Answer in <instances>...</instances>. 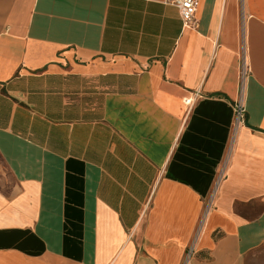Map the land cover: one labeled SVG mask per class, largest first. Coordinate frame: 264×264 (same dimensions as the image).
<instances>
[{
    "label": "crops",
    "instance_id": "obj_1",
    "mask_svg": "<svg viewBox=\"0 0 264 264\" xmlns=\"http://www.w3.org/2000/svg\"><path fill=\"white\" fill-rule=\"evenodd\" d=\"M197 19L0 0V264H246L264 244V0Z\"/></svg>",
    "mask_w": 264,
    "mask_h": 264
},
{
    "label": "built area",
    "instance_id": "obj_2",
    "mask_svg": "<svg viewBox=\"0 0 264 264\" xmlns=\"http://www.w3.org/2000/svg\"><path fill=\"white\" fill-rule=\"evenodd\" d=\"M169 2L179 8L180 15L185 27H188L190 29H196L198 27L197 10L199 6V0H169ZM249 72L250 65L246 60V57L243 56L239 72L241 94L234 103L235 128H238L240 125H243L246 121L247 107L243 92L246 77ZM186 102L191 104L193 102V97H188L186 99Z\"/></svg>",
    "mask_w": 264,
    "mask_h": 264
},
{
    "label": "rangeland",
    "instance_id": "obj_3",
    "mask_svg": "<svg viewBox=\"0 0 264 264\" xmlns=\"http://www.w3.org/2000/svg\"><path fill=\"white\" fill-rule=\"evenodd\" d=\"M190 254V251L189 253ZM189 257V255H188ZM188 260V259H187ZM187 260L184 264L187 263ZM246 264H264V244L254 249L246 257Z\"/></svg>",
    "mask_w": 264,
    "mask_h": 264
}]
</instances>
